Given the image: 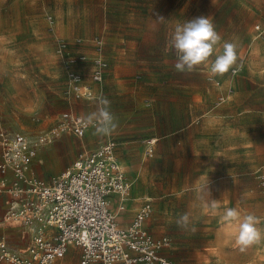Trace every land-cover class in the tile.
Listing matches in <instances>:
<instances>
[{
    "label": "rangeland",
    "instance_id": "obj_1",
    "mask_svg": "<svg viewBox=\"0 0 264 264\" xmlns=\"http://www.w3.org/2000/svg\"><path fill=\"white\" fill-rule=\"evenodd\" d=\"M200 16H210L222 42L237 44V74L230 70L210 79L204 66L176 71L175 52L166 51L169 34L177 22ZM96 35L104 39L109 69L96 98L79 100L67 94L58 40L75 56L76 39ZM235 90L233 101L218 104ZM101 95L111 101L117 132L59 136L39 150L35 176L51 180L84 148L115 139L131 180L130 207L151 198L149 230L171 241L164 255L175 264H264V240L244 247L235 224L222 219L225 209L236 208L241 216H257L264 229V0H0L5 129L42 133L70 108L83 116L95 111ZM154 139L153 155L147 156L144 142ZM6 210L1 201L0 234L24 249L30 232L5 224ZM184 212L195 231L177 227ZM80 255L65 257L76 264Z\"/></svg>",
    "mask_w": 264,
    "mask_h": 264
},
{
    "label": "built area",
    "instance_id": "obj_2",
    "mask_svg": "<svg viewBox=\"0 0 264 264\" xmlns=\"http://www.w3.org/2000/svg\"><path fill=\"white\" fill-rule=\"evenodd\" d=\"M48 20L53 23L52 17ZM256 30L261 34L260 27ZM83 42L76 40L78 45ZM91 43L94 56L90 58L89 82L79 68L88 62V55H72L64 40L57 44L67 94L79 100L96 98L93 85L102 84L109 67L103 38L94 37ZM237 72V68L232 70L233 74ZM227 100V96H221L218 104ZM91 129L84 116L72 111L61 114L49 130L36 135L9 131L0 123V196L6 197L7 205L3 221L30 232L24 250L0 237V264H58L71 247L81 250L79 264H175L164 255L170 239L155 238L147 227L153 211L150 201L138 210L129 226L118 223L112 205L118 199V211L126 210L131 183L116 155V141L84 151L51 180L35 176L32 165L43 146L63 134L82 138ZM155 142H144L147 156L153 155Z\"/></svg>",
    "mask_w": 264,
    "mask_h": 264
},
{
    "label": "clouds",
    "instance_id": "obj_3",
    "mask_svg": "<svg viewBox=\"0 0 264 264\" xmlns=\"http://www.w3.org/2000/svg\"><path fill=\"white\" fill-rule=\"evenodd\" d=\"M159 21L165 20L160 17ZM167 50L175 52L176 71L192 72L197 67L204 66L209 70L210 79L234 70L238 61L237 44L233 41L222 42V37L210 16L196 17L183 23L177 22L167 39ZM97 105L95 111L84 117L86 125L94 128L98 136H112L119 128V122L111 111V101L101 95ZM211 207L216 209L215 200L212 201ZM222 219L228 223H234L237 227L238 244L247 247L264 240V229L258 226L260 220L254 214L241 216L238 209L227 208L224 210ZM175 223L183 230L195 231V228L191 226L188 212L180 214Z\"/></svg>",
    "mask_w": 264,
    "mask_h": 264
},
{
    "label": "crops",
    "instance_id": "obj_4",
    "mask_svg": "<svg viewBox=\"0 0 264 264\" xmlns=\"http://www.w3.org/2000/svg\"><path fill=\"white\" fill-rule=\"evenodd\" d=\"M261 31V30H260ZM259 33V32H258ZM262 33V32H261ZM97 36H99V37H102V36H100V35H96V36H94V37H97ZM103 38V37H102ZM78 39H82L84 42H83V44H81V45H77L78 47H79V53H85V54H87L88 55V57H89V60H88V62L87 63H85V64H81V65H79V68L84 72V74H85V81L86 82H89V78H88V74H89V71H90V69H91V63H90V61H91V59L90 58H92L93 56H94V50H93V46H91L90 44H91V41H92V39H90V40H84L83 38H78ZM77 40V39H76ZM104 40V39H103ZM104 44H105V42H104ZM104 49H105V46H104ZM104 58H105V60L108 62V58H107V56H106V50L104 51ZM108 66H109V62H108ZM63 68V72L65 73V71H64V67H62ZM108 69H109V67H108ZM108 69H107V71H108ZM107 73V72H106ZM106 75V74H105ZM97 86H99V85H93V91H94V94H95V96H96V91H97ZM217 89V88H216ZM218 90V89H217ZM218 92H221V91H218ZM217 95L219 96L220 95V93H217ZM236 96V90H235V92L232 94V97L231 96H227L228 97V101H227V103L226 104H228V103H230L231 101H233V99H234V97ZM217 99V98H216ZM215 99V100H216ZM69 111H72V112H74L73 111V109H71L70 108V110ZM75 113V112H74ZM63 114V113H62ZM77 114V113H76ZM78 115H80V114H78ZM81 116H83V115H81ZM85 117V116H84ZM58 120V119H57ZM94 128H92L91 130H93ZM90 131V130H89ZM88 131V132H89ZM18 132H23V133H26V134H28V135H36V134H30V133H28V132H26V131H24V130H21V131H18ZM111 140H114V141H116L115 139H111ZM155 140V139H154ZM110 141V140H109ZM108 142V141H107ZM117 142V141H116ZM106 143V142H105ZM105 143H102V144H100L99 146H97L96 148H91V149H87V148H84L83 150H82V152L81 153H83L84 151H92V150H96L97 148H99L101 145H103V144H105ZM119 145H118V142H117V147H116V155H117V157H118V159H119V161H120V163H121V166H122V168H123V170H124V167H123V165H122V162H121V160H120V157H119V147H118ZM80 153V154H81ZM79 157V156H78ZM77 157V158H78ZM76 158V159H77ZM75 159V160H76ZM74 163V162H73ZM72 163V164H73ZM71 164V165H72ZM62 166V168L63 167H65L66 166V164H62L61 165ZM70 167V166H69ZM68 167V168H69ZM68 168H66V169H68ZM33 172H34V170H33ZM124 172H125V170H124ZM35 174V173H34ZM125 175H126V177L129 179V181H130V183H131V180H130V178L128 177V175L126 174V172H125ZM44 180V179H43ZM5 200H6V197H4V196H2V197H0V202L1 201H3L4 202V204H5V206H6V202H5ZM146 201H150L151 202V204H152V207H153V202H152V200H151V198H142V201H141V204H140V206L137 208V209H134V208H132L131 209V204H130V202L127 200L126 201V203H125V205H126V210L125 211H121V212H119L118 211V209H119V201H118V199L117 200H115L114 201V203H113V205H112V210L115 212V213H117V219H118V223L121 225V226H123V227H127V226H129L130 224H131V222H132V220L134 219V217H135V215H136V213L138 212V210L144 205V203L146 202ZM116 207V211H115V208ZM153 212V211H152ZM150 219V218H149ZM148 223H149V220H148V222H147V227H148ZM11 226H13V228H17L18 229V232L20 233L21 232V226L20 225H17V224H12ZM149 228V227H148ZM18 233V234H19ZM21 236H22V239H24L25 238V235L23 234V233H21L20 234ZM3 236H5L6 238H7V240H8V242L11 244V246L12 247H14V248H16L14 245H13V243L11 242V240L9 239V237L6 235V233H2V234H0V237H3ZM29 237V236H28ZM29 239H30V237H29ZM28 245V244H27ZM26 248V247H25ZM24 248V249H25ZM17 249V248H16ZM24 249H20V250H24ZM79 252L80 253V249H78V248H76V247H71L70 249H69V251L68 252ZM79 259H80V257H79ZM58 264H73V263H69L68 261H67V256L65 257V258H63L62 260H60V261H58ZM76 264H79V260L77 261V263Z\"/></svg>",
    "mask_w": 264,
    "mask_h": 264
}]
</instances>
